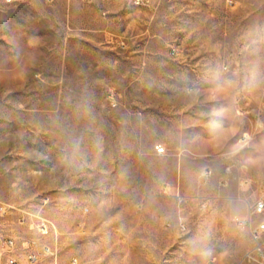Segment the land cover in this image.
<instances>
[{"label": "rangeland", "instance_id": "374dc122", "mask_svg": "<svg viewBox=\"0 0 264 264\" xmlns=\"http://www.w3.org/2000/svg\"><path fill=\"white\" fill-rule=\"evenodd\" d=\"M0 170L58 264H264V0H0Z\"/></svg>", "mask_w": 264, "mask_h": 264}, {"label": "built area", "instance_id": "2783aa9c", "mask_svg": "<svg viewBox=\"0 0 264 264\" xmlns=\"http://www.w3.org/2000/svg\"><path fill=\"white\" fill-rule=\"evenodd\" d=\"M155 151L158 155L164 153L161 147H155ZM0 216H6L4 207H0ZM261 217H264V196L250 204L246 215L243 218H236L234 223L246 231L253 244L252 251L257 254V259L264 263V220L256 221ZM20 222L24 224L25 220ZM178 225L179 230L184 232L185 226L181 223ZM167 227L172 228V225ZM28 230L31 236L27 238L0 237V262L20 264V260H24L26 264H58L55 225L49 220L35 216ZM70 264H78V261L72 259Z\"/></svg>", "mask_w": 264, "mask_h": 264}, {"label": "crops", "instance_id": "0c3cea01", "mask_svg": "<svg viewBox=\"0 0 264 264\" xmlns=\"http://www.w3.org/2000/svg\"><path fill=\"white\" fill-rule=\"evenodd\" d=\"M125 227H126L125 225H119V226H117V228L115 229L116 233H114L112 236H110V238L114 239L116 242H118V240L120 238L123 239L124 238V234L126 232H128V231L130 232V230L125 229ZM127 227H129V225ZM89 230H91V228H86V232H88ZM143 231H145V230H143ZM141 233H142L141 224L140 223L133 224L132 225V236H133V238H136L138 241H140L141 240ZM0 237H5L6 238V237H10V236H2V235H0ZM84 241H85L86 244L87 243H91V246H94L93 243H92L93 242L92 238L90 239V238H88V237L85 236ZM101 241L102 242H98L99 245H104L105 238H103ZM140 243L141 242H138V244H140ZM73 259H76L78 261L77 258H73ZM71 260H70V262H71ZM70 262H69V264H70ZM78 264H79V262H78Z\"/></svg>", "mask_w": 264, "mask_h": 264}]
</instances>
